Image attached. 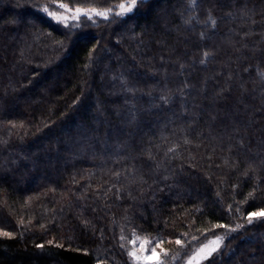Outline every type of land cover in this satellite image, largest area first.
Segmentation results:
<instances>
[{
  "label": "trees",
  "instance_id": "16d2710c",
  "mask_svg": "<svg viewBox=\"0 0 264 264\" xmlns=\"http://www.w3.org/2000/svg\"><path fill=\"white\" fill-rule=\"evenodd\" d=\"M120 2L0 0V264H264V0Z\"/></svg>",
  "mask_w": 264,
  "mask_h": 264
},
{
  "label": "snow or ice",
  "instance_id": "6c2138e0",
  "mask_svg": "<svg viewBox=\"0 0 264 264\" xmlns=\"http://www.w3.org/2000/svg\"><path fill=\"white\" fill-rule=\"evenodd\" d=\"M56 3H61V0H56ZM140 3H143V0H121L120 4L118 6L117 14L120 16H124L126 14L132 13L136 8L139 7ZM62 6L65 9H67L69 12H74V14H75L74 18L77 20L80 19L81 14H85L89 17H91L93 14H99L100 16L106 17L110 11L109 9L99 10L97 8H94V7L89 9V8H83L80 6H77L73 10L70 8V6L68 4H63ZM42 10L46 11L49 16L53 17L58 22H62L63 24L68 25L69 17L66 14L50 12V11H48L46 6ZM161 99L165 100L164 97H161ZM165 102H167V101L165 100ZM247 216H248V223L249 224L254 223L255 220H257V219L264 220V209H256L253 211H249L247 213ZM224 227L230 229L231 231H235V229H239L243 226L241 224H236L235 228H233L232 225H224ZM205 231H207V229H205ZM0 235L11 237L14 235V233H12L11 231H6L4 229H0ZM214 239L219 241L220 238L215 237ZM176 242L178 244L181 243L179 238H177ZM49 243H51V241H49ZM131 243L133 245L140 243L142 246V250L144 253L143 255H139L134 247L129 250V256L131 258H134L138 262V264L141 261H143L144 264H148V261L153 260V256H157V258L154 260L153 264H163V261H161L158 258V254L156 252L155 244H159L160 243L159 240H156L155 244H152V241H150V240L149 241H140L134 236ZM149 244H152L150 250L148 247ZM40 246L42 247L43 245H40ZM219 248H220L219 242L216 244V246L214 248H210V249H206L202 246L201 252L197 253L195 258H198L199 260H204L206 262V264H211V261H209L208 258L212 257L213 253ZM85 251H87V249H85ZM164 251H167V250H164ZM189 264H191V260L189 261Z\"/></svg>",
  "mask_w": 264,
  "mask_h": 264
},
{
  "label": "rangeland",
  "instance_id": "374dc122",
  "mask_svg": "<svg viewBox=\"0 0 264 264\" xmlns=\"http://www.w3.org/2000/svg\"><path fill=\"white\" fill-rule=\"evenodd\" d=\"M70 8L71 9H75L76 7H71L70 6ZM90 9V8H89ZM50 12H56V13H61V14H66L68 17H69V23L70 22H73V21H77V19H75L74 18V12H69L67 9H65L62 5H60L59 6V8L58 9H56V10H53V11H50ZM83 16H87V15H85V14H81L80 15V18H82ZM95 16H100L99 14H93L91 17H95ZM108 16V15H107ZM106 16V17H107ZM48 17L51 19V20H53L54 22H58L57 20H55L53 17H51V16H49L48 15ZM87 17H89V16H87ZM100 17H105V16H100ZM79 20V19H78ZM59 23H62V22H59ZM63 24V23H62ZM215 237H219L220 239H219V241H217L216 239H214ZM138 240H140V241H152V244H155V241L157 240V239H153V238H141V237H136ZM223 241H224V239H223V237L222 236H218V235H216V236H211V237H209V238H207L206 240H204L202 243H200L198 246H196L194 249H193V251L188 255V256H186L185 257V259L183 260V262L181 263V264H189V261L191 260V264H203L205 261L204 260H199L198 258H195L196 257V254L197 253H200L201 252V248H202V246L204 247V248H206V249H210V248H214L215 246H216V244L219 242V244H220V248L222 247V244H223ZM152 244H149L148 245V247H149V250H150V248H151V246H152ZM133 245V244H132ZM155 246H156V252H157V254H158V258L160 259V255H161V247H162V245H161V243H159V244H155ZM133 247L135 248V250L137 251V253L139 254V255H143L144 253H143V250H142V246H141V244L140 243H137V244H135V245H133ZM219 248V249H220ZM219 249H217L215 252H217ZM214 252V253H215ZM213 253V254H214ZM157 258V256H153V260H150V261H148V264H153V262H154V260ZM210 258V257H209ZM208 258V259H209ZM134 261H135V264H138V262L134 259ZM139 264H144V262L143 261H141V262H139Z\"/></svg>",
  "mask_w": 264,
  "mask_h": 264
}]
</instances>
